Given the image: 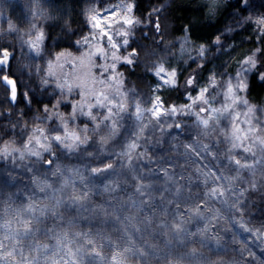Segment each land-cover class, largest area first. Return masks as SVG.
<instances>
[{
    "label": "snow or ice",
    "instance_id": "obj_1",
    "mask_svg": "<svg viewBox=\"0 0 264 264\" xmlns=\"http://www.w3.org/2000/svg\"><path fill=\"white\" fill-rule=\"evenodd\" d=\"M224 7L205 0L201 11L211 20ZM3 8L0 264H255L244 254L256 256L247 241L264 247V223L249 220L252 193L264 200V97L253 95L264 88V0H236L230 24L200 43L191 21L166 39L167 2L146 15L140 0ZM249 27L255 46L213 63ZM137 32L179 45L176 63L145 64L147 91L128 86Z\"/></svg>",
    "mask_w": 264,
    "mask_h": 264
},
{
    "label": "trees",
    "instance_id": "obj_2",
    "mask_svg": "<svg viewBox=\"0 0 264 264\" xmlns=\"http://www.w3.org/2000/svg\"><path fill=\"white\" fill-rule=\"evenodd\" d=\"M166 2L168 3V8L161 13V20L164 24L165 30L166 32L170 33V35L166 37V39H172V37H178L182 35V26L191 21L196 24V35L203 38L202 40H197V43L208 42L209 37L214 38V35L220 30L226 18L228 17L229 12L233 11V8L236 4V0H225V7L221 9V14L211 20L206 19L201 11L205 0H140L141 11L146 15L149 11L152 10L153 7L160 6L161 4H164ZM52 3L58 8H64L65 6L70 7L73 4V0H54V2L52 0ZM228 4H231L233 7H227ZM8 10L9 14H11L13 17H18L21 11L16 5H12ZM78 11L79 7L76 8V12ZM73 15H75V13H73ZM153 19H155V17H153ZM77 20L79 21V17H77ZM143 31L146 32L147 29H143ZM53 34L55 35V33ZM137 36L140 37V41L144 45V47L140 51V56H143L142 54L144 53L152 54L165 50L162 47L157 48L156 45L153 44L152 37H149L145 40L143 39L141 32H137ZM253 45L254 44L248 43L245 45H241L234 56L242 51H246L249 46ZM144 66L145 64L142 62L137 68L136 72L129 73L128 78L138 86L147 88L148 78L142 75ZM181 80H183V77L181 78ZM263 93L264 88L257 87L254 90L253 95L258 94L262 97ZM173 99H175L174 96ZM8 107V103L4 100L3 85L0 84V112L7 111ZM23 107L24 103L21 102L17 106V109ZM32 109L33 111L36 110L35 104H33ZM12 119H16V116L14 115ZM1 164L2 163H0V165ZM4 166L5 165L3 163V166L0 168H4ZM230 256L232 257V253H229V257Z\"/></svg>",
    "mask_w": 264,
    "mask_h": 264
},
{
    "label": "rangeland",
    "instance_id": "obj_3",
    "mask_svg": "<svg viewBox=\"0 0 264 264\" xmlns=\"http://www.w3.org/2000/svg\"><path fill=\"white\" fill-rule=\"evenodd\" d=\"M53 2H54V0H53ZM3 4H4L3 14L6 17L9 14L8 9H10V7L12 5H16L21 10V5L23 4V0H3ZM157 7H159V6H157ZM231 13L232 12H229L228 17L226 18L224 24L222 25V27L219 31H223L224 28L230 24L231 18H232ZM244 14L247 15V12H245ZM3 26L6 28V26H7L6 20L4 21ZM230 35L232 36V39H234L236 44L238 45L235 48V51H233V52H227L226 51L224 55H220L217 60L213 61V63L218 64V63L224 62L225 60H227L229 58V56H234L237 53V51L241 45L247 44V42H244V41H245V38L247 36L251 35V27L247 28L244 31H237L236 33L230 34ZM231 42H232V40L230 39L229 43H231ZM226 48H227V46H225V49ZM178 49H179V45L175 44V45H173V47L171 49H167V50H164L161 52H156L155 54L144 53V54H142L143 56H140V58L144 64H148L149 66L151 65V61H153V60H155L161 56H171L172 63H176V60L178 58L177 57ZM156 51H158V50H156ZM215 52H216V49H212V51L209 53V56L211 57V55ZM184 59H187V57H185ZM210 66L211 65H209V67ZM193 67H195V65H193ZM128 80L131 82V83H129L128 86L131 87L133 82L129 78H128ZM26 83H27V78H24V80L20 84V91L21 92H23ZM139 87L145 91L148 90V87L147 88L142 87V86H139ZM13 120H15V119H13ZM157 151H159V149H157ZM0 163H2L0 165V167H2L4 162H0ZM4 165H5V163H4ZM4 167H7V165H5ZM261 195L262 194L258 191L253 192L251 195V201H254V203L250 202V204H249V220L251 221V224L256 225V226H259L260 224L264 223V200L261 199ZM241 231H243V230H241ZM247 235H248L247 233H243V236L241 238L246 239ZM247 243L249 245L250 250L256 253V256L254 258H249L247 256V254L245 253L244 254L245 259H254L255 264H260V261L264 260V247H262L259 244V242H256V241H247ZM237 247H239V245H237ZM229 253H232V256L236 255V253L229 251L226 254L227 257H229Z\"/></svg>",
    "mask_w": 264,
    "mask_h": 264
},
{
    "label": "bare ground",
    "instance_id": "obj_4",
    "mask_svg": "<svg viewBox=\"0 0 264 264\" xmlns=\"http://www.w3.org/2000/svg\"><path fill=\"white\" fill-rule=\"evenodd\" d=\"M220 29H221V28H220ZM248 44H249V43H248ZM254 46H255V45H253V46H249V48H250V47H254Z\"/></svg>",
    "mask_w": 264,
    "mask_h": 264
},
{
    "label": "flooded vegetation",
    "instance_id": "obj_5",
    "mask_svg": "<svg viewBox=\"0 0 264 264\" xmlns=\"http://www.w3.org/2000/svg\"><path fill=\"white\" fill-rule=\"evenodd\" d=\"M262 97H264V93L262 94Z\"/></svg>",
    "mask_w": 264,
    "mask_h": 264
}]
</instances>
